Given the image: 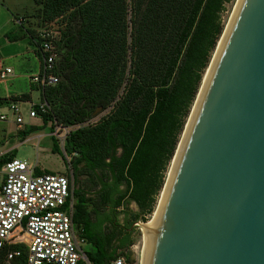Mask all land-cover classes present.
Segmentation results:
<instances>
[{
    "label": "trees",
    "instance_id": "1",
    "mask_svg": "<svg viewBox=\"0 0 264 264\" xmlns=\"http://www.w3.org/2000/svg\"><path fill=\"white\" fill-rule=\"evenodd\" d=\"M229 1L33 0L42 22L59 20L57 82L39 88L46 108H34L41 124L21 132L25 137L47 122L50 130L70 128L62 150L70 155L71 222L90 245L83 253L91 264H108L126 250L131 224L152 214ZM33 40L39 57L36 35ZM96 108L105 112L90 122ZM51 141V152L58 151ZM12 157L14 149L3 153L0 165ZM131 202L139 213L127 221ZM12 249L19 254L6 260ZM25 257L21 245L0 248V264H25Z\"/></svg>",
    "mask_w": 264,
    "mask_h": 264
},
{
    "label": "water",
    "instance_id": "2",
    "mask_svg": "<svg viewBox=\"0 0 264 264\" xmlns=\"http://www.w3.org/2000/svg\"><path fill=\"white\" fill-rule=\"evenodd\" d=\"M227 22L139 223V264H264V0H235Z\"/></svg>",
    "mask_w": 264,
    "mask_h": 264
},
{
    "label": "built area",
    "instance_id": "3",
    "mask_svg": "<svg viewBox=\"0 0 264 264\" xmlns=\"http://www.w3.org/2000/svg\"><path fill=\"white\" fill-rule=\"evenodd\" d=\"M55 31L40 28L36 33L39 40L40 68L28 76L29 82L38 89L53 86L57 76L53 72ZM10 72L0 70V80ZM36 105L40 112L45 102L29 103L27 117L36 118ZM12 117L11 123L20 128L23 123L17 102L4 105ZM5 112H0V121H6ZM53 135L59 141L69 127L54 125ZM60 130V133L57 131ZM35 163L15 157L0 165V248L4 245H21L26 252L25 264H91L84 255L81 244L71 222L72 176L53 172H36ZM19 254V249L8 251L5 259ZM108 264H126L121 255L114 256Z\"/></svg>",
    "mask_w": 264,
    "mask_h": 264
},
{
    "label": "rangeland",
    "instance_id": "4",
    "mask_svg": "<svg viewBox=\"0 0 264 264\" xmlns=\"http://www.w3.org/2000/svg\"><path fill=\"white\" fill-rule=\"evenodd\" d=\"M234 3L235 0H230L224 4L223 10L220 13L221 21L224 25L230 16ZM38 7L39 6L36 5L33 0H0V54L3 55L9 52L11 55L7 58L5 63H8L11 67L12 75L18 72L15 68L16 57L13 58L12 55L16 52H23V59L31 57L32 49L34 48V43L31 38L33 39L37 30L40 28H47L53 32L56 31L59 20L42 22L39 17ZM14 17H23V20L21 21L22 25L17 23ZM26 27H28L26 31L31 33V38L25 32ZM4 34L10 37L9 41L5 39ZM3 83L5 82H1L0 85H3ZM37 98H39V96H37ZM24 99L26 100V98ZM31 100V102L37 100L34 91L31 92ZM18 104L22 121L24 123L18 129L10 122L12 119L10 112L5 106H0V112H5L7 115L6 121H0V155L14 149L15 158L25 160L32 164L35 163L36 168L43 172L46 170L57 174H71V170L68 166L70 155H66L63 152L62 142L58 140L57 136L53 135L54 128L51 130L49 129V122L44 124L40 129L28 133L25 137L22 136L21 131H26L27 128L35 125H40L41 121L39 117L31 119L27 117L28 101H19ZM104 112L105 111H100V109L97 110V115H95L90 122H94ZM60 132V130L57 131V133ZM51 136L55 138L58 146V151L56 152H51ZM78 180L82 183L83 180H85V176H79ZM157 198L159 199V197ZM158 199H156V203ZM156 203L151 212L152 214ZM138 213L139 210L136 205L133 202L129 203L127 221L132 220V218L134 216L136 217ZM152 214H140L139 217H145L146 221L143 222L139 220L140 218H136L131 224V227L133 228L131 234L132 244L119 254L123 257L125 254L128 255L129 262L125 260L126 263L138 264L140 235L142 232L139 223L146 224L149 222ZM80 246L82 251H86L90 247L89 243H83ZM128 251H130L129 254Z\"/></svg>",
    "mask_w": 264,
    "mask_h": 264
},
{
    "label": "crops",
    "instance_id": "5",
    "mask_svg": "<svg viewBox=\"0 0 264 264\" xmlns=\"http://www.w3.org/2000/svg\"><path fill=\"white\" fill-rule=\"evenodd\" d=\"M16 22L22 25L21 21L23 20V17H14ZM25 28V32L27 35L31 38V33L27 32ZM38 31V30H37ZM36 34V33H35ZM5 39L9 41L10 37L5 35ZM31 40L34 42V40L31 38ZM35 47L32 49V56L28 57L27 59H23V52H16L12 55L15 59V68L17 69V73L12 75V69L9 66L8 63H5L7 58L11 55L9 52L7 54H0V70L8 67L10 68V72L7 74V76L0 80L3 83V85H0V99H7L9 97H17L21 94H26V100L29 103H35L38 102L39 98L37 96H40V90L33 84L29 82L28 76L30 73H34L39 70L40 68V60L37 55V53L34 51ZM26 54V53H25ZM27 55V54H26ZM34 69V70H32ZM35 92L36 94V101L31 102V92ZM19 101H17V104ZM5 104H2L0 106H4ZM19 106V104H18Z\"/></svg>",
    "mask_w": 264,
    "mask_h": 264
},
{
    "label": "bare ground",
    "instance_id": "6",
    "mask_svg": "<svg viewBox=\"0 0 264 264\" xmlns=\"http://www.w3.org/2000/svg\"><path fill=\"white\" fill-rule=\"evenodd\" d=\"M237 1H239V0H237ZM228 26H229V24H228V22H227V24H226V26H225V31H227V29H228ZM226 33V32H225ZM225 33H224V35H225ZM188 127V126H187ZM186 130H187V128H186ZM163 191H162V193H161V197L163 196ZM160 200V199H159ZM156 213H157V210H155L154 212H153V214H152V216H151V220L149 221V222H147L146 224H142L143 226H149L152 222H153V220H154V218H155V216H156ZM142 225H141V228H142V232L144 231V229H143V227H142ZM141 232V233H142ZM138 264H139V254H138Z\"/></svg>",
    "mask_w": 264,
    "mask_h": 264
}]
</instances>
